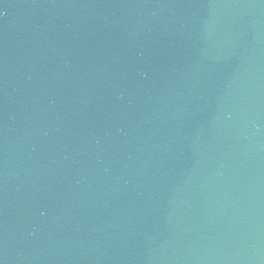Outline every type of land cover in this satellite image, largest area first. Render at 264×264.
Masks as SVG:
<instances>
[{"label":"water","instance_id":"water-1","mask_svg":"<svg viewBox=\"0 0 264 264\" xmlns=\"http://www.w3.org/2000/svg\"><path fill=\"white\" fill-rule=\"evenodd\" d=\"M0 264H264V0H0Z\"/></svg>","mask_w":264,"mask_h":264}]
</instances>
